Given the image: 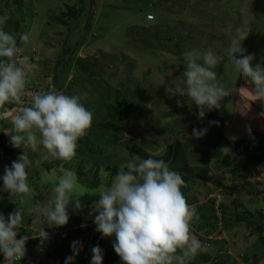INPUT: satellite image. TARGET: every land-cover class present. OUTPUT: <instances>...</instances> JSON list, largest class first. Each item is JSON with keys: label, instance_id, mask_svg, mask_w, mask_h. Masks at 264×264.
<instances>
[{"label": "rangeland", "instance_id": "374dc122", "mask_svg": "<svg viewBox=\"0 0 264 264\" xmlns=\"http://www.w3.org/2000/svg\"><path fill=\"white\" fill-rule=\"evenodd\" d=\"M66 5L85 6V11L77 22L71 21L69 25H64L52 18L66 11ZM5 13H8L9 19L2 27L6 32L17 36L18 45L20 33L26 32L30 35L29 42L23 45L24 54L30 57V63L35 66L30 73L31 83L28 90L57 91L72 95L74 92L63 91L66 85L72 82L68 91L87 93V99L83 103L93 113V124L87 133L91 135L97 147L103 150L104 155L111 154L115 161L120 162L119 165L131 159L129 154L124 153L121 144L124 140H132L153 156L163 154L172 142V137L163 139L150 134L144 135L139 129L155 128L157 121L162 126L177 123L192 115V109L199 108L187 97L180 99L183 101V107L159 102L158 97L161 96L156 93L160 87L167 89L172 81L184 84V52L194 51L201 54L212 49L217 55H223L229 44V37L225 35L224 29L231 25L234 30L242 21L247 20L251 29L248 36L252 41L247 38L243 42V47L248 48L245 54L254 56L253 66L257 61L264 65V0H94L93 4L90 0H85L84 3H80V0H23L22 5L15 3L10 7H7L6 0H0V16ZM211 36H218L214 39L222 40L223 43L211 41ZM81 37L83 41L80 43ZM68 47L70 51L66 52ZM75 48L77 51L74 53L72 51ZM73 53L74 60L68 63ZM76 57L88 59L94 66L108 67V70L103 72V77L88 76L79 72L74 62ZM57 61L62 63L58 65ZM199 62L202 63V60ZM222 63V74L217 79L231 94L221 100L219 108L212 109L214 117H207L211 118L210 120L204 119V126H196L195 129H207L203 137L197 139L193 133L188 136L190 146L179 159V164L194 168L201 175L193 181L189 180V190L183 193L185 197H195L198 205L202 207L200 211L197 210V204H191L199 214V220L193 222L192 231L201 244L204 242L208 247L212 240H208L207 229L200 228L199 223L203 221V213L209 216L211 206L216 209L217 217H222V204L226 205V215L233 214L235 209L231 199L223 195L224 187L233 182L243 184L245 179L241 176L233 179L232 174L246 171L245 167H251V174L246 177V181L251 182L256 190L264 188V177L257 174L264 172V160L250 164L247 157L238 155L239 149L232 151L225 145L226 141L236 145L237 141L244 139L253 148L264 141V116H260V113L264 112V101L256 100L250 91L254 86L235 70L226 56ZM218 68L219 64L214 69L216 73ZM145 84L146 89L140 93L135 90V87ZM108 92L111 93L112 100L130 98L135 101L137 108L129 122H115L108 117L103 107L104 101H108ZM14 105L12 109L6 105L0 108V112L7 113L4 118H0V131L9 135L14 134L13 118L23 107L30 106L26 97L24 103ZM4 144L5 141L0 138V198L10 194L2 191L5 168L11 167L12 162L25 151L21 147L17 153L6 155L2 150ZM42 150L40 148L33 152L30 148L27 149L33 156L29 158L35 161ZM236 155L235 165L225 168L224 164ZM42 163L39 167L33 166L28 170L31 176L38 179L32 181L29 178L33 192L23 204L19 200L15 209H25L22 225L27 229L47 225H44L43 218L41 224L34 225L32 220L26 224L27 219H33V216L27 213V208L37 202L46 203L52 198V189L62 175L61 165L65 169L75 171L78 165L76 162H64L57 168L44 170ZM94 163L99 162L93 161L81 166V181L78 179L76 192L81 202L80 209L75 208V198L67 209L69 221L84 219L79 227L82 230L78 233L82 239L79 254L76 255L73 249L65 250L61 252L63 258L55 260V255L59 257L60 252H56L53 247L49 248L46 240L39 237L35 241V253L39 257L34 264H65L66 258L70 256L74 257L72 264H91V250L97 245L103 252V264H118L109 256V250L114 248L115 235L111 236V240L105 237L107 243H102L104 237L96 230L94 217L98 213L93 207L101 198L97 194L99 190L110 186L117 174L109 175L110 169H107L106 165H102L96 172ZM114 163L113 161L110 164ZM95 173L98 174L99 186L91 187L89 182ZM241 195L243 199L245 196L251 200L256 197L249 191L242 193V190ZM241 195H232V198H240ZM260 196L264 198V193ZM233 222L235 221H230L232 224L227 231L225 221H220L217 229L210 233L215 238L213 240L219 241V247L209 249V260L200 255L202 251H198L186 264H212L222 247H226V250L220 253L224 264H264V245L258 233L251 234L247 221ZM59 239L52 238L51 242L55 243ZM72 243L70 241L68 244Z\"/></svg>", "mask_w": 264, "mask_h": 264}, {"label": "clouds", "instance_id": "9594fccd", "mask_svg": "<svg viewBox=\"0 0 264 264\" xmlns=\"http://www.w3.org/2000/svg\"><path fill=\"white\" fill-rule=\"evenodd\" d=\"M8 19V13L0 16V108L9 103L22 104L25 97L30 106L23 107L12 121L14 134L10 136L11 144L16 148L23 147L25 151L12 162L11 167L5 168L2 191L23 204L33 192L28 170L45 161H72L77 155L79 139L92 127L93 113L82 103L87 99V93L77 94L74 90V94L68 95L57 91L28 90L30 73L35 66L24 54L23 45L29 42L30 35L20 33L18 45L17 36L2 27ZM224 32L229 37V44L223 55H217L212 49L201 54L184 52V84L172 81L166 89L170 96L187 97L197 105L200 118L205 116V109L219 108L221 100L231 94L218 81L214 71L225 56L235 70L254 86L250 91L256 100L264 101V65L253 66L254 56L246 55L243 47L251 32L247 20L234 30L229 25ZM201 60L202 63L199 62ZM177 106L183 107V101L178 100ZM241 111H244V105ZM6 115V112H0V118ZM260 116H264V112ZM206 132L207 129H193V136L199 139ZM29 148L33 152L43 149L35 161L29 158ZM119 167L120 171L110 186L97 193L101 198L93 207L98 213L94 217L96 230L104 237L115 235L113 247L123 264H186L198 251L207 250L192 231L199 214L182 192L185 181L180 173L170 169L162 159H141L139 156L125 160ZM60 172L62 175L52 189V198L27 208L34 225L41 224L43 218L44 225L49 227L64 226L69 221L67 209L74 198L75 208L81 207L76 196V171L61 165ZM24 212V208H18L7 219L0 214V251L5 257L4 264H16L26 255L28 237L17 238ZM48 235L41 227L36 236L48 239ZM81 247L79 241L72 244L76 255ZM91 251V264H103L99 245ZM73 259L72 256L67 257L65 264H72Z\"/></svg>", "mask_w": 264, "mask_h": 264}, {"label": "trees", "instance_id": "16d2710c", "mask_svg": "<svg viewBox=\"0 0 264 264\" xmlns=\"http://www.w3.org/2000/svg\"><path fill=\"white\" fill-rule=\"evenodd\" d=\"M85 0H80V3H84ZM91 4L94 3V0H90ZM7 3V7H10L11 5L16 4H23V0H13L12 2L10 0H6ZM67 10L66 11H62L58 16H52V18L59 24H66L69 25L71 23V21L77 22L80 18L81 15L84 13L85 11V6L79 5H66ZM151 16L154 17V15L151 14ZM69 20V21H68ZM90 19H88V23H89ZM250 26V25H248ZM90 27V25L88 26ZM213 35V34H212ZM250 35V33H249ZM211 41L213 42H222V40H217L214 38H217L218 36H211ZM220 37V36H219ZM248 38L250 39V42L252 41L250 36H248ZM222 39V38H220ZM248 39V40H249ZM216 40V41H215ZM83 41V37H81L80 39V43ZM78 48V47H77ZM77 48H75L72 52H76ZM246 52L248 51V48H245ZM70 51V48L68 47L66 49V52ZM69 53V52H68ZM74 53L73 56L71 58H69V62H72L74 60ZM237 56H239V54H237ZM63 58V56L61 57V59ZM75 65L77 66L79 72H82L88 76L91 77H103V72L106 71V69L108 67L105 66H94L90 60L85 59V58H81V57H76L75 58ZM58 65L60 63H62L61 61H57L56 62ZM67 63V64H68ZM66 64V65H67ZM257 64H260V61H257ZM182 67V66H181ZM222 69H223V63L219 64V68H218V72H217V77L219 75L222 74ZM108 70V69H107ZM71 83H68L66 85V88L63 90L64 92H69V93H73L74 91H68V88L71 86ZM152 86V83H150ZM183 86V85H182ZM147 85L145 84L144 86H137L135 87V90L138 91L139 93L141 91H143V89H146ZM61 88V87H60ZM61 89H59L60 91ZM159 94L160 97H158L159 102L162 103H166V104H170V105H174L177 104L178 100H183L182 96H170L169 94L166 93V88L164 89V87H160L159 90L156 92ZM120 94V92H119ZM117 94V95H119ZM108 96V101L105 102L104 101V109L107 112L108 117L115 122H129L132 117L134 112L136 111V104L135 101L133 99H123V100H118L117 98H115L114 100H112L111 98V93L108 92L107 94ZM177 97V98H174ZM111 98V99H110ZM186 98V97H185ZM115 102V104H114ZM83 103V101H82ZM7 108H14L15 105L14 103H9L6 104ZM86 107V105H85ZM199 111L200 109L198 108L197 110L192 109L191 113L192 115H190L189 117L185 118V119H181V121H178L177 123L175 122L174 124H168L165 126H162L161 123L159 121L156 122L157 127L152 128H141L139 129L140 132H142V134L144 135H154V136H159L163 139H167L169 137H172V142L170 144H168L166 151L159 155V156H153L149 153H146L140 146H137L132 140H124L121 144L122 147L124 149V153L129 154L130 157L132 158L133 156H139L141 159H148V158H154V159H162L164 160L166 163L169 164L170 169L180 173V175L182 176V178L185 181V186L182 187V192L186 193L189 190V185L188 182L193 181V179H195L198 176H201L200 173H197V170L195 171L194 168H190L189 166L184 167L182 166V164H179V159L181 156H183L186 153L187 148L190 146V143H188V136L190 134L193 133V129L196 128L197 125H202L204 126L205 123H203L204 119H211L212 117H214V113L213 110L209 111L207 109H205V116L203 118L199 117ZM207 117H211V118H207ZM171 125V126H170ZM159 126H162L159 128ZM201 126V127H202ZM149 135V136H150ZM10 136L9 134H5L2 131H0V138H2L5 141L4 147L2 148V150L5 152L6 155H12L13 153H17L18 150L20 148H16L14 146H12L11 144V140H10ZM226 147H229L232 151H237L239 149V153L238 155H244L245 157L248 158L250 164L251 163H261L264 160V141L261 142L259 145H256L255 147H251L248 145L246 140H239L236 142V145H231L228 141H226L225 143ZM29 157H33L28 153ZM114 156H112L111 154H108V156L104 155V152L102 149H99V147H97L96 143L92 141L91 135L89 133H87L85 136H83L82 138L79 139L78 141V147H77V155L76 157L70 161V162H76L77 165V177L79 179V181H81V166H83L85 163H89L91 164V162L93 161H97L99 162L98 164H95V169L96 172H98L101 168L102 165H106L107 169H110V174L111 176L118 174L119 173V161H115ZM33 159V158H32ZM115 162L113 165H111V162ZM237 162V155L234 156L232 158L231 161H227L224 165L225 168L227 167H231L233 165H235V163ZM64 163V161H60V160H53L51 162H43L42 163V167H44V170H51L54 168H57L59 164ZM246 171H238L234 174H232V178L233 179H237L238 176H241L245 179V182L243 184H238L237 182H233L231 184H227L224 187V191H223V195L229 199H231V202L233 203L232 205L234 206V212L231 215H226V205L222 204L221 205V210H222V217L219 218L216 215V209H214L212 206L210 207L211 211L209 213V216L205 213L203 218H202V222L199 223V227H205L207 230V234H210L214 231V229H217L216 226H218L219 221H225V230L229 231V226L230 221H235L233 223L239 222V221H247L246 223L248 224L249 228L251 229V234H257L260 236V239L263 242L264 245V212L262 210L260 211H256V212H251L249 210H246L244 208V203H245V199H243V195H241V190L242 193L244 191H249L250 194H254L256 195V197H258L262 192H264V189L261 191L260 189H257L254 187V185H251L252 183L249 181H246V177L249 176L251 173V167H245L244 168ZM39 173V172H37ZM258 175H260L261 177H264V172H257ZM96 175V176H95ZM98 174L95 173L94 174V178L90 180L89 184L91 187H97L99 186V180H98ZM29 178L32 179V181H36L38 178H35L33 176H31L29 174ZM2 182H3V176H2ZM264 186V182L262 183ZM250 185V187H245ZM232 195L238 196L241 195L240 198H232ZM188 203L191 204H197V210L202 209L201 206L198 205V201L195 200V197H186ZM246 198V197H245ZM39 199V198H38ZM37 200V199H36ZM19 199L16 198H10V194L6 195L3 198H0V214H3L5 216V218L7 219L9 213H12L16 208H17V203H18ZM32 219H27L26 220V224H29L31 222ZM212 222H209L211 221ZM24 221V220H23ZM82 221H84V219L82 218H77L75 221H68V223L64 226H52L49 227L48 225L43 226L44 230H46V232L49 234L48 235V239L46 240V244L48 243V247L52 248L56 251V252H60V256L57 257V255H55L57 260L58 258H63V256L61 255V252H64L65 250H72V244H68L70 241L74 242V241H79L82 243V239L81 237L78 235V233L82 230L81 228L79 229V227L81 226V224L83 223ZM36 228V227H35ZM33 227L27 229L26 226L21 225V227H19L17 229L18 232V239L20 237H31L30 239L27 240L26 242V255L25 257L19 261L16 262V264H34L35 260L39 257L36 253H35V241L37 239H39L38 236L34 235H38L40 230V227H38L37 229H35ZM37 232V233H35ZM99 234H101V237H104L102 233L99 232ZM33 236V237H32ZM98 237V236H97ZM52 238H60L57 242L52 243ZM108 240H111V236L107 237ZM201 238V237H200ZM98 239L100 240V238L98 237ZM202 239V238H201ZM104 241H102L103 244H106L107 241L104 237L103 239ZM113 240V239H112ZM203 240V239H202ZM209 240V239H208ZM116 241V239H115ZM204 243V242H203ZM202 243V244H203ZM204 245V244H203ZM213 245V247H211ZM219 241L217 240H212L211 241V245L210 247L207 246V244L205 243V247H206V251H202V253L200 255L204 256L205 259L209 260L210 258V251L209 249H213L214 247L217 248L219 247ZM217 246V247H216ZM47 247V248H48ZM48 248V249H49ZM226 250V247H222V249L220 250V252H218L219 254L217 255V258H212V264H224V260L223 258H220V253L221 251ZM109 256L113 259V261L115 263L118 264H123V261L121 259V257L116 253V251L114 250V248H111L109 250ZM54 257V256H53ZM245 259H247L245 257ZM0 261L1 262H5V257L2 251H0ZM57 263V262H56ZM40 264V263H39Z\"/></svg>", "mask_w": 264, "mask_h": 264}, {"label": "crops", "instance_id": "0c3cea01", "mask_svg": "<svg viewBox=\"0 0 264 264\" xmlns=\"http://www.w3.org/2000/svg\"><path fill=\"white\" fill-rule=\"evenodd\" d=\"M247 197V196H245ZM248 204V205H245ZM244 208L246 210H251V212H256L262 210L264 212V198L263 197H255L253 200L247 197L245 198Z\"/></svg>", "mask_w": 264, "mask_h": 264}, {"label": "built area", "instance_id": "2783aa9c", "mask_svg": "<svg viewBox=\"0 0 264 264\" xmlns=\"http://www.w3.org/2000/svg\"><path fill=\"white\" fill-rule=\"evenodd\" d=\"M263 189H264V188H261L260 190H263ZM218 211H219V210H218ZM219 218H221V217H219ZM219 222H220V221H219ZM214 234H215V233H214ZM208 239L213 240V239H215V238H213L212 235L209 234ZM0 264H4V263L0 261Z\"/></svg>", "mask_w": 264, "mask_h": 264}]
</instances>
